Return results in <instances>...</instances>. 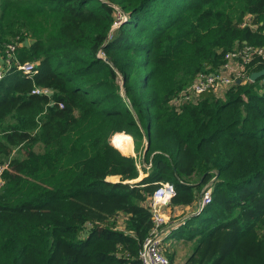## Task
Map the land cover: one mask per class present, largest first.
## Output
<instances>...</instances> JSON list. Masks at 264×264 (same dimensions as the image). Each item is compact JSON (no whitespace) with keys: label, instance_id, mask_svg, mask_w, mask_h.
Here are the masks:
<instances>
[{"label":"trees","instance_id":"1","mask_svg":"<svg viewBox=\"0 0 264 264\" xmlns=\"http://www.w3.org/2000/svg\"><path fill=\"white\" fill-rule=\"evenodd\" d=\"M246 45L264 48V0H0V163L24 154L0 189V264H142L161 182L185 221L164 245L192 244L181 264H264V60L223 96L173 103Z\"/></svg>","mask_w":264,"mask_h":264},{"label":"built area","instance_id":"2","mask_svg":"<svg viewBox=\"0 0 264 264\" xmlns=\"http://www.w3.org/2000/svg\"><path fill=\"white\" fill-rule=\"evenodd\" d=\"M127 16L126 13H123ZM11 51L16 49L15 46H9ZM11 51L8 52L7 62L12 57ZM99 55L105 58L104 51ZM256 56H260L264 60V48L246 45L241 49H236L226 53L225 63L219 72H200L188 87L183 89L180 94L173 100V103L180 107L184 103L197 102L202 94L212 91L218 96H223L227 90L234 85L238 79L246 77L247 64L252 62ZM18 69L24 74H32L36 72L37 64L34 62H17ZM3 72L0 70V78ZM48 88L35 87L32 91L34 94H49ZM10 167V160L0 163V187L4 184V174ZM175 195V186L171 182H161L153 192L151 200L153 227L146 237L143 247L140 251V260L142 264H172L169 257L164 252V242L167 232L175 228L174 224H170V216L165 212V207L170 206L171 200ZM212 202V191L206 186L198 201L196 213H201L206 206ZM185 221H182L184 224Z\"/></svg>","mask_w":264,"mask_h":264},{"label":"rangeland","instance_id":"3","mask_svg":"<svg viewBox=\"0 0 264 264\" xmlns=\"http://www.w3.org/2000/svg\"><path fill=\"white\" fill-rule=\"evenodd\" d=\"M117 17H118V21L115 23V25L113 27V30H117L122 25V23L124 21H126L127 19H129L128 14H127V16H125L122 11H120V12L117 13ZM148 120H149V117H148V114L147 113L141 114L140 115L139 125L140 126H143L145 129H147L148 128V125H149V121ZM112 137H111V139H112ZM126 139L124 141L122 140L123 141V144H122L121 141H120V137L117 136V141H118L119 145L120 146L123 145V146H121L123 152L118 147H116L112 142L111 143L116 148H118L124 155L134 156V157L138 158L139 154L141 155V152L139 153V152L136 151V149H135V142H134L133 137H130L129 136ZM129 140H130V143H131V141L133 143L132 144L133 145L132 148H124V147H126V145H129L128 144L129 143ZM145 147H146V144L144 145V147H142L143 150L141 149V151H143V153L145 151ZM15 156H21V157H23L24 154L22 153V151H20L19 148H15L13 150L12 155L9 158H7V160H10L11 158H13ZM149 167H150V164H147V168H149ZM144 176H145V174H142L141 177H144ZM108 180H110V181H119L120 178L118 176H109L108 177ZM5 183L6 182H4V184L0 187V189L2 187H4ZM183 219L184 218H182L178 222H174V227L176 229H179L180 228V224H182ZM165 248H167L171 253H174L175 254V259H174L175 263L181 264L182 261L190 255L191 249H192V244H191V242H187L185 239L179 240L177 238H173L172 241H169V240L167 241L166 240V247Z\"/></svg>","mask_w":264,"mask_h":264},{"label":"crops","instance_id":"4","mask_svg":"<svg viewBox=\"0 0 264 264\" xmlns=\"http://www.w3.org/2000/svg\"><path fill=\"white\" fill-rule=\"evenodd\" d=\"M3 64V60H2V58L0 57V65H2ZM119 135H122V134H119ZM118 135V136H119ZM133 143H132V141H131V143H129V145H126V147H124V148H132V145ZM121 146H123V145H121ZM119 177V176H118ZM120 178V177H119ZM165 212H167L168 214L171 212V211H173V210H171V208L170 207H165ZM175 210H176V213H175V215L174 216H179V215H181V214H183V213H187V212H190L191 210H192V207L191 206H188V207H175ZM186 210H187V212H186ZM169 216H170V214H169ZM174 229H176V228H174ZM173 229V230H174ZM178 231V230H177ZM175 233H176V230L172 233V235H173V238H174V235H175ZM173 238H170L169 239V241H172L173 240ZM174 264H177V263H174Z\"/></svg>","mask_w":264,"mask_h":264},{"label":"water","instance_id":"5","mask_svg":"<svg viewBox=\"0 0 264 264\" xmlns=\"http://www.w3.org/2000/svg\"><path fill=\"white\" fill-rule=\"evenodd\" d=\"M261 77H264V69L251 73L250 80L251 81H256L257 79H259ZM237 83H239V84L242 83V79H238ZM149 147H150V141H147L144 154L147 153Z\"/></svg>","mask_w":264,"mask_h":264},{"label":"bare ground","instance_id":"6","mask_svg":"<svg viewBox=\"0 0 264 264\" xmlns=\"http://www.w3.org/2000/svg\"><path fill=\"white\" fill-rule=\"evenodd\" d=\"M129 139H130V138H129ZM126 140H127V139H126ZM129 143H130V140H129ZM129 143H128V144H129Z\"/></svg>","mask_w":264,"mask_h":264}]
</instances>
